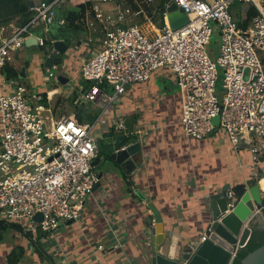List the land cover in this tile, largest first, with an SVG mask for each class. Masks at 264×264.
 Listing matches in <instances>:
<instances>
[{"label":"built area","instance_id":"1","mask_svg":"<svg viewBox=\"0 0 264 264\" xmlns=\"http://www.w3.org/2000/svg\"><path fill=\"white\" fill-rule=\"evenodd\" d=\"M152 1L123 0L127 5H117L116 19L94 6L96 18L104 23L103 37L100 48L80 68L81 78L90 86L80 89L73 103L92 102L104 108L130 84L146 82L160 68L168 67L180 93V124L185 135L202 139L220 128L235 148L247 144L252 162L260 164L264 150V0H168L164 15L174 2L189 17L175 29L154 24L146 10ZM236 1H248L255 8L246 27L230 13ZM63 2L41 0L31 5L34 15L30 21L0 39V73L12 51L24 45L29 28L41 23L47 32ZM126 14L143 16L153 34L137 23L117 25ZM213 34L218 36L216 56L209 48ZM37 43L45 45L44 38ZM64 68L65 64L54 62L46 68V78L58 82L57 72L63 73ZM106 85L113 94L107 93ZM57 90L51 88L45 96ZM43 98L23 83L0 93V219L22 223L32 238H37V231L55 232L65 222L79 220L99 179L93 165L98 153L94 125L67 115L54 118ZM215 116H219L218 125L213 122ZM120 128H125L122 123ZM224 195L231 199V206L239 199L232 188ZM36 213L41 214L40 220L33 219Z\"/></svg>","mask_w":264,"mask_h":264},{"label":"crops","instance_id":"2","mask_svg":"<svg viewBox=\"0 0 264 264\" xmlns=\"http://www.w3.org/2000/svg\"><path fill=\"white\" fill-rule=\"evenodd\" d=\"M22 1L30 10L31 5L41 0ZM119 1L63 2L64 6L84 3L85 12L77 22L79 32H72L66 50L56 54L62 55L59 64L66 66L63 73H57V78L60 74L66 78L63 82L55 81L57 92L45 96L53 87L43 88L32 83L37 74L41 76L46 71L44 63L56 41L41 46L37 43L40 37L33 30L22 48L12 51L5 64L17 71L21 79L8 78L5 67L1 70L0 93L10 92L17 83L33 84L34 88L30 89L43 94L42 103L54 118L67 115L80 122L77 113L84 118L82 123H90L85 120L88 113L97 111V117L91 122L97 133V154L101 155L99 140L102 135H108L112 144L107 166L96 170L93 162L101 184L88 197L82 217L65 222L55 232L37 231V238L26 233L22 223L3 220L7 226L0 229V264H150L154 216L149 203L162 216L167 235L165 250L174 251L181 244L201 240L208 222L207 206L211 195L224 193L238 184H244L248 189L257 179V165L252 162L247 144L241 143L235 148L220 128L202 139L185 135L180 124V93L168 67L160 68L146 82L130 84L121 96L104 108L88 102L93 107L86 111L87 104L77 106L73 103L80 89L90 86L89 81L86 85V80L81 78L80 68L100 48L103 37L104 23L96 18L94 6L98 5L104 16H114L111 10L116 6V16ZM9 7L12 12L18 9V3ZM8 15L3 16L11 17V20L0 26V39L20 27V14ZM145 24L138 25L143 28ZM35 46L38 47L35 57L30 59L29 52ZM72 79L73 88L69 86ZM109 89L112 87L106 85V91ZM118 121L125 128H116ZM112 127L116 132L135 136L133 142H141V162L131 173L110 155L133 142L117 147V134L111 133ZM259 183L263 188L264 177ZM259 221L256 226L260 227L262 220Z\"/></svg>","mask_w":264,"mask_h":264},{"label":"water","instance_id":"3","mask_svg":"<svg viewBox=\"0 0 264 264\" xmlns=\"http://www.w3.org/2000/svg\"><path fill=\"white\" fill-rule=\"evenodd\" d=\"M188 18L183 9L173 2L167 7L164 23L175 29ZM53 45L54 49L44 63L47 68L54 63V56L63 53L67 48L62 40L54 41ZM58 79L61 82L66 80L61 74ZM213 122L218 125L219 116L213 117ZM110 157L125 167L127 173H131L141 162V142L137 140L128 144L111 153ZM100 184L98 180L93 190ZM230 200L224 193L211 195L207 206L208 222L203 235L205 238L181 244L174 251L165 250L167 235L162 216L156 207L149 203L154 216L150 264H229L238 249L247 244L254 226L260 219L262 222L260 227H257L264 229V187L261 188L260 183L256 182L245 190L234 206L228 205ZM33 219L40 220L41 214L36 213ZM241 264H264V244L249 252L241 260Z\"/></svg>","mask_w":264,"mask_h":264},{"label":"trees","instance_id":"4","mask_svg":"<svg viewBox=\"0 0 264 264\" xmlns=\"http://www.w3.org/2000/svg\"><path fill=\"white\" fill-rule=\"evenodd\" d=\"M168 0H159L158 7H157V14L160 16V20L162 21V25H164V11L165 7L164 4ZM15 2L18 3V9H15L14 11L10 12V7L12 4ZM238 2V1H237ZM245 2H238V4L243 5ZM87 4L92 5L91 2H87ZM239 16L241 17V20L239 21L240 26L246 27L251 19L252 16L255 15L256 11L255 8L251 5H247L246 9L240 10L239 8ZM85 12V4L81 3L78 5H66L64 6L63 4L57 8V16H56V21L51 25L49 28V31L47 32V38L44 39L45 44L46 43H51L50 41L52 40H57V39H62L64 43L67 45L70 44L71 41V36L70 34L73 32L78 33L79 32V23L77 22L80 21L81 18H83ZM9 14L8 16L14 15V14H20L21 20L19 21V25L23 26L26 23L30 21V19L33 17L34 12L30 11L28 9V6L26 3L22 0H0V26L3 24H7L10 20L11 17L3 18L4 15ZM148 14L151 15V11H148ZM60 19H64V23H59ZM42 46V45H41ZM42 48V47H41ZM61 56L60 54L56 55L54 58L55 63H60L61 62ZM5 70L7 72V77L8 78H13V79H21L19 77V73L15 71L13 68V71L11 67L4 66ZM9 72V73H8ZM90 84V82H89ZM87 85V81H86ZM89 86V85H88ZM76 117L80 122L84 121V118L82 115H79L76 113ZM97 117V111L95 112H89L88 116L86 117L85 120L88 122H93L95 118ZM111 133L117 134L116 135V140H117V147H121L125 144H128L130 142H133L136 140V137L133 136L132 134H127L124 135L122 132H116L114 127L111 129ZM94 162V161H93ZM260 175V174H259ZM256 180H254L253 184L255 183ZM235 194L238 197H241V195L245 192L246 187L244 184H238L234 185L233 187ZM13 225V224H12ZM7 224L5 221L0 220V229L6 227ZM14 226V225H13ZM15 227H17L15 225ZM18 228V227H17ZM264 244V229L257 227L256 225L254 226L253 233L248 240L247 244L239 248L236 254L234 255L231 264H241V260L251 251L255 250L259 246Z\"/></svg>","mask_w":264,"mask_h":264},{"label":"rangeland","instance_id":"5","mask_svg":"<svg viewBox=\"0 0 264 264\" xmlns=\"http://www.w3.org/2000/svg\"><path fill=\"white\" fill-rule=\"evenodd\" d=\"M64 1H68V0H64ZM108 1L114 3V0H108ZM158 3H159V0H153L152 2H149L147 4V6H146V10H147V13H148V11H151V13H152L151 17H153L154 24L156 26L161 27L163 23L160 20V16L157 14V11H156L157 7H158ZM118 4H120L121 6H124V7H126V5H127L126 3L123 2V0L119 1ZM248 4H249L248 1H245V3L243 5L238 4V2L236 1L234 3V5L232 6V8L230 9V13L232 14V16L235 18V20L237 22H239L241 20V17L238 14L240 12L239 8H240V10L241 9L244 10V9H246ZM115 11H116V6H115V9L111 10L112 14H114V16H112L114 19H116V16H118V15L115 16ZM117 11H118V8H117ZM144 22L146 23L144 25L145 26V30H147L146 32L151 36L153 34V31H152V28H151V24L149 22H146V20H145V18L143 16H132L131 14H126L124 21L118 22L117 25H124V24H129V23H131V24L137 23V24H140L142 26L144 24ZM51 25H49V28L51 27ZM144 26H143V28H144ZM32 30L34 31V34L37 35L38 37L44 38V39L46 38V32L44 30V25L43 24L37 23V24L31 26V30L29 29V32H28L27 35L32 33L33 32ZM209 48H210V50L213 51L212 56L213 55L214 56L218 55L217 54L218 36L216 34L212 35V37L210 39ZM37 49H38V47H36L32 52H29V58L30 59H33V56L35 57L34 53L36 52ZM61 71L62 70H60L58 72H61ZM45 78H46V75H45V71H44V72H42L41 76H39V74H37L36 77H34L32 79V83L34 85L40 84L43 88H47V87H53L54 88V87L58 86V84L55 82V79L53 77L50 78V79H47V81H45ZM43 80H44V82H43ZM221 80H222L221 77H219V80L217 82V90L218 91L220 90V87H221ZM20 81H22V80H20ZM27 84H29V83H27ZM33 84H29L28 85L29 88H34ZM159 85H161V84H159ZM69 86L72 87V88L74 87L73 79L70 80ZM107 93L113 94L114 91L112 89H109L107 91ZM92 105L91 104H87V107L86 108L84 107V109L87 111L89 108L91 109L93 107ZM120 124H121V121H118L115 124L116 128H119ZM93 133L95 135H97L96 129H93ZM256 142H259V141L256 140ZM111 144H112V139L110 137H108V135H104V136L102 135L101 136V138L99 140V147H100L99 150H101V155H98L99 154V152H98L97 158L94 160V162H95L94 165L96 166V170H102L105 166H107L110 163L108 155H109V151L111 150ZM261 154H262V157H261L262 161L260 162V164H258L255 167L256 177H257L255 183L259 182L261 180V178L264 177V150L261 151Z\"/></svg>","mask_w":264,"mask_h":264},{"label":"bare ground","instance_id":"6","mask_svg":"<svg viewBox=\"0 0 264 264\" xmlns=\"http://www.w3.org/2000/svg\"><path fill=\"white\" fill-rule=\"evenodd\" d=\"M231 264V262H229Z\"/></svg>","mask_w":264,"mask_h":264}]
</instances>
